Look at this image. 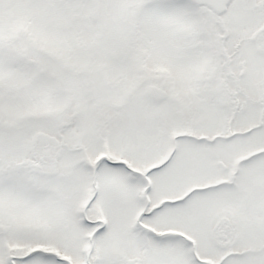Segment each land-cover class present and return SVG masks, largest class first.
<instances>
[{
	"label": "snow or ice",
	"instance_id": "1",
	"mask_svg": "<svg viewBox=\"0 0 264 264\" xmlns=\"http://www.w3.org/2000/svg\"><path fill=\"white\" fill-rule=\"evenodd\" d=\"M0 264H264V0H0Z\"/></svg>",
	"mask_w": 264,
	"mask_h": 264
}]
</instances>
